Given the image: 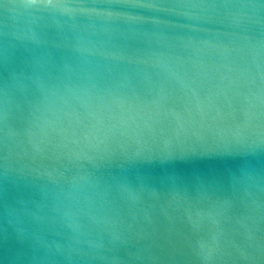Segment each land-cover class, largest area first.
<instances>
[{
    "label": "water",
    "instance_id": "water-1",
    "mask_svg": "<svg viewBox=\"0 0 264 264\" xmlns=\"http://www.w3.org/2000/svg\"><path fill=\"white\" fill-rule=\"evenodd\" d=\"M0 264H264V6L0 0Z\"/></svg>",
    "mask_w": 264,
    "mask_h": 264
},
{
    "label": "snow or ice",
    "instance_id": "snow-or-ice-1",
    "mask_svg": "<svg viewBox=\"0 0 264 264\" xmlns=\"http://www.w3.org/2000/svg\"><path fill=\"white\" fill-rule=\"evenodd\" d=\"M93 3H103V4H114V3H132L135 6H140V7H148V8H153L156 7L157 4L160 2H158V0H92ZM259 4L261 6H264V0H258ZM30 3L32 5L35 4H40L43 3L45 5H52L53 4V0H30ZM241 134V130L240 129H236L233 131V135H240Z\"/></svg>",
    "mask_w": 264,
    "mask_h": 264
}]
</instances>
